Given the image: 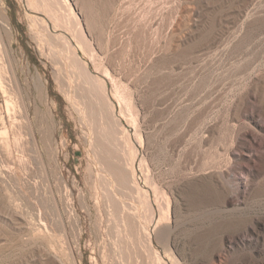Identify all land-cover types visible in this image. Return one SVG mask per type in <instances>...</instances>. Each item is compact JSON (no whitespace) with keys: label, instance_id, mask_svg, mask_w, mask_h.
I'll return each instance as SVG.
<instances>
[{"label":"rangeland","instance_id":"obj_1","mask_svg":"<svg viewBox=\"0 0 264 264\" xmlns=\"http://www.w3.org/2000/svg\"><path fill=\"white\" fill-rule=\"evenodd\" d=\"M68 1L96 64L79 56L108 95L43 36L29 14L44 10L0 0V264L148 259L123 208L148 228L159 220L163 264H264V0ZM94 93L127 106L118 148L104 144Z\"/></svg>","mask_w":264,"mask_h":264},{"label":"bare ground","instance_id":"obj_2","mask_svg":"<svg viewBox=\"0 0 264 264\" xmlns=\"http://www.w3.org/2000/svg\"><path fill=\"white\" fill-rule=\"evenodd\" d=\"M23 1H25V3H26V7H27V9L30 11V12H41V11H39V10H44L45 11V13L46 14H44V16H38V15H32V14H29V16H31V17H33V22L35 23V25H37V26H39V28H40V30H42L43 31V36L46 38V36L48 37V38H50V40H52V42H53V39L54 38H60V40H58L59 41V43H61V45H64V46H61L60 47V50L62 49V50H66L65 52L66 53H68V55H66V57L67 56H69L72 60L71 61H69V65H66L65 64V60H64V62L62 61L64 58H61L60 60H59V55H57L58 57V59L56 58V56H55V60L57 59V60H59L60 61V64H62L61 63V61L63 62V64H65L66 66H70L71 65V62H73L72 64H74L75 63V65L76 64H78L79 65V67H77V66H75L76 67V69L77 68H79L78 70L81 72H79V73H76V71H75V68L74 67H72V68H74V69H72V70H74V72L76 73V75L77 74H84V75H80L81 77L80 78H85V75H87L86 77V83H90L91 85H94V89H98V87L100 86H103V89L102 90H100V91H104V93L106 92V87H104V86H106V85H104V84H101L102 82H100V81H102V77L101 78H99L97 75H94V76H97L98 78H99V80L97 81H95V79L94 80H92L91 81V79H90V77L92 78V76L90 75V70H89V68H88V64L87 63H89V62H84V61H86V60H83L82 59V57L80 58V56H79V53H78V50L80 49V50H82V49H84L83 50V52L84 53H88L87 51L89 50V48H88V50L87 49H85V47H86V45H87V39H86V36H85V33H84V28H83V26H82V23H81V21H80V19H79V17L75 14V12H74V10H73V8H72V6L70 5V2L68 1V0H23ZM34 14V13H33ZM33 29V28H32ZM60 31V30H62V32L61 33H59V32H57V31ZM91 31V30H90ZM41 39V38H40ZM55 39V40H56ZM41 40H43V39H41ZM61 40H63V42H61ZM57 41V40H56ZM58 41L56 42V43H58ZM52 42H50V43H52ZM91 43V42H90ZM53 44H55V43H53ZM56 45V44H55ZM58 46H60V44L59 45H56V47H58ZM87 46H89V44L87 45ZM92 47V46H91ZM90 47V48H91ZM65 48V49H64ZM85 50H86V52H85ZM93 50H95V49H93ZM64 51H62V52H64ZM54 52L55 53H57L55 50H54ZM61 53V52H60ZM59 53V54H60ZM91 54H89V55H91V63H92V65H94V64H96L95 63V59H94V57H96V56H94V54H93V52H90ZM61 55H64L63 53H61ZM65 57V58H66ZM68 57V59H70ZM54 60V61H55ZM55 62H57V63H59L58 61H55ZM54 62V63H55ZM68 63V62H67ZM59 64V67H63V68H65L63 65L61 66ZM56 66V65H55ZM72 66V65H71ZM74 66V65H73ZM96 66V65H95ZM57 68H58V66H56ZM94 67V66H93ZM62 68V69H63ZM70 68V67H69ZM56 70V69H55ZM58 71H56V73H58L59 75H60V73L62 74V70L61 69H57ZM60 70H61V72H60ZM108 70V69H107ZM63 71H64V69H63ZM66 72V71H65ZM65 72H63V74L65 73ZM72 72V71H71ZM78 72V71H77ZM106 72V71H105ZM104 72V73H105ZM73 73V72H72ZM91 74H92V72H91ZM38 75V74H37ZM73 75V74H72ZM110 76L112 75L111 73L109 74ZM108 75V73H107V75L105 74L104 76H105V78H109L110 76ZM62 76V75H61ZM74 76V75H73ZM77 77H78V75H77ZM1 78H2V76H1ZM89 78V79H88ZM111 78V80L113 79L112 77H110ZM75 79H76V77H75ZM88 79V80H87ZM93 79V78H92ZM101 79V80H100ZM40 80V79H39ZM66 80V79H65ZM80 80V79H79ZM82 80V79H81ZM85 80V79H84ZM84 80H82V82L84 83V85L86 84L85 82H84ZM62 81H64V80H62ZM61 81V82H62ZM76 81V80H75ZM108 81V80H107ZM80 82V81H79ZM110 82V81H109ZM113 82V81H112ZM3 83V82H2ZM1 83V84H2ZM76 83V82H75ZM99 83H100V85H99ZM43 84V83H42ZM78 84V83H77ZM89 84V85H90ZM65 85V84H64ZM81 85V84H80ZM112 85V84H111ZM113 85H114V87H115V83L113 82ZM3 86V85H2ZM42 86V85H41ZM66 86H68V85H66ZM98 86V87H97ZM37 87V86H36ZM81 87V86H80ZM80 87H78V88H80ZM96 87V88H95ZM99 87V89H101ZM70 88V87H69ZM68 88V89H69ZM84 88V87H83ZM89 88H91V87H89ZM65 90H66V88H64ZM92 89V88H91ZM91 89H90V91H91ZM96 89V91H98ZM5 90V89H4ZM42 90V89H41ZM39 91V90H38ZM69 91V90H68ZM74 91H76V90H74ZM86 92H87V90H85ZM84 91V92H85ZM94 91V90H93ZM113 91H114V94H111V95H115L116 97H118V99H119V102L118 103H120V104H123L124 103V101H123V103H122V100H121V97L119 96L120 94H121V92H120V94H119V89L117 88V87H115V88H113ZM81 92V91H80ZM92 92V91H91ZM70 93V92H69ZM83 93V92H82ZM68 94V93H67ZM76 94V93H75ZM84 94V93H83ZM92 94V93H91ZM95 94H99V93H94V95ZM106 94H107V92H106ZM40 95V94H39ZM77 95V94H76ZM81 95V94H80ZM86 95V94H85ZM90 95V94H89ZM93 95V96H94ZM105 95V94H104ZM108 95V94H107ZM107 95H105L104 97H105V99H109L108 97H107ZM69 96V95H68ZM76 97H79V93H78V96H76ZM88 97V96H87ZM91 97V96H90ZM95 97H96V105H97V107H98V112L97 113H99L100 114V116L103 118V119H105V121H106V126H107V128H105L106 126H105V122L104 123H102L101 122V128H102V131L100 132V134H101V136H102V138H103V140H104V142L102 141V138H101V141L100 142H103L104 144H106V142H108V144H106L107 145V147H108V145H110V143L111 144H114V146H116L117 148H118V144H117V142L119 141V139H118V141L116 140L117 139V137H116V143L114 142V134H113V132L115 131V132H117L116 131V129H114V128H117V127H120V129L122 130V132L124 133V134H128V129L125 127V125L122 123V121L120 122V120H121V118H123V117H125L126 115L128 116V111H127V106H126V108L124 107V105H123V107H121V109H119V110H117V112H115V109H114V106L112 105H110L111 104V102H109V100L106 102H104V100L102 101L101 100V98L100 99H98V97H99V95H95ZM89 98V97H88ZM124 98V97H123ZM122 98V99H123ZM93 100H94V98H92ZM91 99V100H92ZM94 102V101H93ZM89 103H90V100H89ZM45 104V103H44ZM95 104V103H94ZM119 104V105H120ZM90 106V105H89ZM120 106H122V105H120ZM40 107V106H39ZM78 109V108H77ZM94 109V108H93ZM95 109V110H96ZM92 110V109H91ZM131 110V109H130ZM78 111H80V113H82L81 112V109L79 110L78 109ZM95 112V111H94ZM80 115V114H79ZM100 117V118H101ZM82 120V119H81ZM129 120V119H128ZM102 121V120H101ZM104 121V120H103ZM130 122V121H129ZM128 122V123H129ZM100 129V128H99ZM106 129H109L108 131L106 130ZM118 129V128H117ZM119 129V130H120ZM118 130V131H119ZM134 130H135V127H134ZM104 131H107V133H105ZM114 132V133H115ZM121 132V131H120ZM137 132V131H136ZM132 133V132H131ZM116 134V133H115ZM117 134H118V132H117ZM122 134V133H121ZM112 135H113V137H112ZM130 134H128V136H129ZM132 135H133V139H134V141H135V143L137 144V145H140V141L138 140V138L135 136V135H137V133H135V132H133L132 133ZM100 136V135H99ZM122 139V138H121ZM123 139L125 140V142L126 141H128L129 139L127 138V137H124L123 136ZM93 140V139H92ZM99 140L100 139H98V143H99V147L102 145V146H104L103 144H101L100 145V142H99ZM121 141V140H120ZM130 141V140H129ZM132 141V140H131ZM95 142V141H94ZM96 142V143H97ZM124 142V141H123ZM98 143L96 144L97 146H98ZM127 143H129V142H126L125 144L127 145ZM135 143H133V145L135 144ZM115 144H117V145H115ZM119 144L121 145V143L119 142ZM124 144V145H125ZM136 144H135V146H132V147H134L133 149H138V148H136ZM129 145V144H128ZM127 145V146H128ZM102 146H101V148H102ZM107 147L106 148H104V149H107ZM103 148H102V150H100V148L98 149V150H100V151H102V152H106V151H104L103 150ZM108 149H111L112 150V145H111V148L109 147ZM107 149V150H108ZM134 150V151H135ZM137 151V150H136ZM135 151V153H134V157L132 158V162H131V166H132V174H133V176L135 177L136 176V172L138 171V170H140V167H141V163H142V159H140L141 157H139V155H138V153ZM108 152V151H107ZM101 153V152H100ZM104 153H103V156L102 157H104V159L106 160L107 158H105V156H104ZM109 153H110V151H109ZM109 153H108V156H109ZM112 153V152H111ZM115 155V154H114ZM112 156V154H111V157L109 158V162H110V167L109 168H111L110 170H112V172L114 171L116 174H118V176H120L121 178H123V177H128V171H127V164H124V166H126V168L122 165V164H120V163H118L119 161H120V156L118 157V156ZM126 155V154H125ZM127 158V157H126ZM103 160V159H102ZM104 160V162H106ZM128 160H129V158H128ZM127 161V160H126ZM122 162V161H121ZM123 162H125V161H123ZM108 165V164H107ZM129 165V164H128ZM143 167V166H142ZM142 167H141V170H142ZM140 170V171H141ZM142 174V173H141ZM143 177V176H142ZM105 182H107V181H105ZM108 184H109V182H108ZM107 184V186H109ZM69 202V201H68ZM70 204V203H69ZM72 205V204H71ZM119 206H122V203H119ZM71 207V206H70ZM72 209V208H71ZM71 209H70V211H71ZM74 209V208H73ZM75 210V209H74ZM74 210H72V211H74ZM121 212H122V215H121V218H122V220H123V223H124V226H125V229L127 230V233L129 234V235H135V236H138V237H141L140 239H142V237H143V239L147 242V249H146V251H147V253L149 254V258L148 259H146L145 257H144V255H142V254H140L139 256H137L136 257V260H134L135 262H130L131 264H146L147 262V264H163L162 262V257L160 256V254H159V252L158 251H156L155 249H153V247H152V238H153V234H155L154 233V231H155V229L158 227V223H159V220L156 218L155 220V222L152 224V227H147V226H145V225H142V224H137L136 223V217L135 216H133L126 208H123V209H121ZM71 213V212H70ZM74 214V219L73 220H75V222H76V224H77V222L79 223L80 221H81V218H80V215L77 213V212H74L73 213ZM155 214V213H154ZM71 215V214H70ZM154 216V215H153ZM70 217V216H69ZM71 218V217H70ZM154 220V219H153ZM72 222H74V221H72ZM72 224V223H71ZM74 224V223H73ZM80 226V225H79ZM78 227H76V229H77ZM65 233H67V232H65ZM82 233V232H81ZM155 236V235H154ZM103 240V239H102ZM145 241H144V243H145ZM101 242H103V241H101ZM37 243V242H36ZM144 243L142 242V244L144 245ZM32 244V243H31ZM102 244V243H101ZM143 245H142V247H143ZM146 245V244H145ZM144 245V246H145ZM144 248V247H143ZM47 252H49V251H47ZM143 252V251H142ZM143 254H145L144 252H143ZM147 254V255H148ZM49 256V255H48ZM52 256V255H51ZM148 257V256H147ZM122 258V257H121ZM172 259V258H171ZM145 260H148L147 262L145 261ZM132 261V260H131ZM117 262V261H116ZM119 262V263H118ZM118 264H130V263H127V262H125V261H123V260H121L120 261V258H119V260H118ZM165 264V263H164Z\"/></svg>","mask_w":264,"mask_h":264}]
</instances>
